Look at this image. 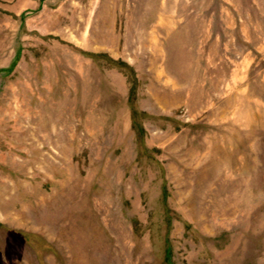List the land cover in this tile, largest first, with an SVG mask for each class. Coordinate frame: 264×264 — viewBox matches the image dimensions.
Listing matches in <instances>:
<instances>
[{"label": "rangeland", "instance_id": "obj_1", "mask_svg": "<svg viewBox=\"0 0 264 264\" xmlns=\"http://www.w3.org/2000/svg\"><path fill=\"white\" fill-rule=\"evenodd\" d=\"M0 264H264V0H0Z\"/></svg>", "mask_w": 264, "mask_h": 264}]
</instances>
